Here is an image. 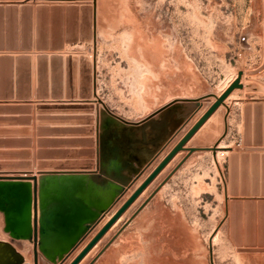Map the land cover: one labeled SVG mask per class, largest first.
Instances as JSON below:
<instances>
[{"label": "rangeland", "instance_id": "obj_1", "mask_svg": "<svg viewBox=\"0 0 264 264\" xmlns=\"http://www.w3.org/2000/svg\"><path fill=\"white\" fill-rule=\"evenodd\" d=\"M0 5L34 8L31 30L20 18L9 25L0 20V58L29 56L33 86L38 58H57L49 66L48 87L33 88L32 98L39 92L63 93L66 101L39 100L40 107L64 111L69 126L65 130L72 133L67 141L74 145L56 161L38 153L36 169L41 162L71 168L87 161L82 153L87 148H77L87 137L79 135L82 126L73 119L90 114L61 108L68 97L94 92L92 70L99 99L133 122L177 99L211 97L193 116V124L215 102L211 95L220 96L240 72L243 84L259 88L235 91L190 143L197 148L226 147L193 153L161 187L189 153L178 155L80 264H212L211 252L214 264H264V0H0ZM38 5L48 8L37 15ZM22 44H31L30 50H22ZM52 69L62 78L61 89L52 88ZM7 101L0 98V104ZM190 106L196 110L195 104ZM214 151L224 155L218 158ZM19 160L0 154V167H34L32 154ZM0 234V239H10L1 213ZM28 244L17 247L23 253ZM28 254L34 264V253L28 249Z\"/></svg>", "mask_w": 264, "mask_h": 264}, {"label": "water", "instance_id": "obj_2", "mask_svg": "<svg viewBox=\"0 0 264 264\" xmlns=\"http://www.w3.org/2000/svg\"><path fill=\"white\" fill-rule=\"evenodd\" d=\"M46 8H48L46 5H38L35 8L36 14ZM52 9H57V6H52ZM18 18L21 20V25L27 24L31 30L34 18L32 5H0V20H5L9 25V21ZM0 24L2 25L1 22ZM29 36L32 38V32ZM13 47L14 45H8V48ZM30 48L31 44L21 45L22 50H30ZM56 60L57 58L54 57L51 62L55 63ZM51 62L45 57H39L37 60L36 89L39 91L48 87ZM53 71L52 69V74ZM54 73L52 88L61 89L58 82L62 78L57 77V71ZM243 75L244 73L240 72L220 96L211 95L215 102L129 199L111 214L167 148L168 143L188 123V119L195 115L203 107V102L211 97L177 99L141 121H128L110 111L99 99L96 93L95 74L93 70L90 71V90L94 92H90L89 95L83 94L82 97L76 95L68 97L69 101L61 108L74 114H90L89 118L87 116L73 119L75 124L82 126L77 129L81 132L79 135L87 137L86 140H82V145L77 147L87 148L84 149L85 151L82 150L87 161L71 168L53 162L48 164L41 162L38 163L34 176L30 175L34 171V167L30 164L26 168L0 167V213L4 219V232L10 238L0 239V264H30L18 250L17 245L20 248L25 247L23 243L34 246V264H65L86 238L111 214L107 223L70 263L80 264L178 154L188 152L189 156L179 164L175 172L193 153L218 150V146L215 149H207L187 147V145L210 118L225 106L227 99L236 90L259 89L251 82L243 84ZM51 79L53 82L52 77ZM32 90L33 66L29 56L1 57L0 98L8 101L16 98L21 102L19 104H27L25 102L32 99ZM37 99L41 102L46 100L63 102L61 100L64 99V95L55 92L52 96H47L39 92ZM187 104H195L196 110L192 111ZM22 106H24L22 109L31 111L27 105ZM40 110L42 107L39 108ZM94 114H97V117H94ZM158 191L159 189L155 194ZM211 262L214 264L212 252Z\"/></svg>", "mask_w": 264, "mask_h": 264}, {"label": "crops", "instance_id": "obj_3", "mask_svg": "<svg viewBox=\"0 0 264 264\" xmlns=\"http://www.w3.org/2000/svg\"><path fill=\"white\" fill-rule=\"evenodd\" d=\"M35 84L36 79L34 67V89H36ZM6 103L7 104H0L6 108L2 110L0 109V154L11 155L12 157L21 159L19 161H25L28 155L32 154L34 157V171L30 175H36V158L38 153L42 155H49L47 157L44 156L45 159H50L46 161H56L53 159L62 157L59 155L63 154L62 152L64 150L70 149L67 147H72L74 145L73 143H69L67 141L68 139H72V137H69V135L72 133H69L65 130L67 129L66 127L69 126H67V122L63 120V117L66 116L64 111L60 109H54L51 111H38V108L42 104H40V101L35 96H33L30 101L25 102L27 104H17L21 102L17 101L16 98L9 100ZM21 105H29L31 111L29 112L26 109H21L23 107ZM190 105L191 104H187V106L193 111L194 108ZM193 116L194 115L188 119V123L183 126L178 135L168 143L167 148L159 155L145 176L157 167L164 157L179 143L185 134L202 117L201 116L199 119H197V121H195V123L192 124L191 119ZM190 143L187 145V147H190ZM181 154H185V152H181L178 155L180 156ZM178 170L180 171V168Z\"/></svg>", "mask_w": 264, "mask_h": 264}, {"label": "bare ground", "instance_id": "obj_4", "mask_svg": "<svg viewBox=\"0 0 264 264\" xmlns=\"http://www.w3.org/2000/svg\"><path fill=\"white\" fill-rule=\"evenodd\" d=\"M236 91H237V90H236ZM234 93H235V92H234ZM234 93H233V94L227 99L226 102H228V100H230L233 96H235ZM217 112H218V111H217ZM217 112H216V113H217ZM214 115H215V114H214ZM214 115H213V116H214ZM213 116H212V117H213ZM212 117H211V118H212ZM211 118H210V119H211ZM219 146L222 147V149H223V147H226V146H224V145H219ZM219 146H218V147H219ZM218 147H217V148H218ZM220 149H221V148H220ZM215 152H216V151H215ZM216 153H217V154H216L217 157L220 158V156L222 155V151H218V152H216ZM123 216H124V215H123ZM123 216H122V217H123ZM122 219H123V218H121V219H120V220L114 225V228L118 226V224L121 222ZM105 220H106V218H105ZM104 222H105V221H103L102 223H104ZM102 223H101V224H102ZM0 235H1V234H0ZM98 244H99V243H98ZM98 244H97V245H98ZM28 245H29V244H28ZM97 245H96V246H97ZM96 246H95V247H96ZM95 247H94V248H95ZM32 248H33V247H31V244H30V248L28 247L30 254L34 253V250L32 251ZM28 249H27V251H26V250L23 251V253H22L21 250L18 249V250L21 252V254L25 257V259H26L27 262H28V258H29V256H28V255H29V254H28ZM93 250H94V249H93ZM91 252H92V251H91ZM91 252H90V253H91ZM90 253H89V254H90ZM89 254H88V255H89ZM88 255H87V256H88ZM87 256H86V258H87ZM89 256H90V255H89ZM84 260H85V259H84ZM84 260H83V261H84ZM83 261H82L81 263H83ZM28 263H29V262H28Z\"/></svg>", "mask_w": 264, "mask_h": 264}, {"label": "flooded vegetation", "instance_id": "obj_5", "mask_svg": "<svg viewBox=\"0 0 264 264\" xmlns=\"http://www.w3.org/2000/svg\"><path fill=\"white\" fill-rule=\"evenodd\" d=\"M150 168H151V167H149V169H150ZM149 169L146 170L145 174L147 173V171H148ZM145 174H144V176H145ZM144 176H143V177H144ZM143 177H141V179H142ZM141 179H140V180H141Z\"/></svg>", "mask_w": 264, "mask_h": 264}, {"label": "built area", "instance_id": "obj_6", "mask_svg": "<svg viewBox=\"0 0 264 264\" xmlns=\"http://www.w3.org/2000/svg\"><path fill=\"white\" fill-rule=\"evenodd\" d=\"M224 154H222V156H223Z\"/></svg>", "mask_w": 264, "mask_h": 264}]
</instances>
